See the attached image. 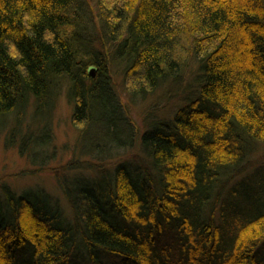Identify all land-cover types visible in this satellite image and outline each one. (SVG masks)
Wrapping results in <instances>:
<instances>
[{"label": "trees", "instance_id": "trees-1", "mask_svg": "<svg viewBox=\"0 0 264 264\" xmlns=\"http://www.w3.org/2000/svg\"><path fill=\"white\" fill-rule=\"evenodd\" d=\"M186 80L173 116L135 134L118 96ZM62 96L102 174L61 181L72 218L48 193L6 190L0 264H264V163L248 173L264 144V0H0V128L30 110L48 121Z\"/></svg>", "mask_w": 264, "mask_h": 264}, {"label": "rangeland", "instance_id": "rangeland-1", "mask_svg": "<svg viewBox=\"0 0 264 264\" xmlns=\"http://www.w3.org/2000/svg\"><path fill=\"white\" fill-rule=\"evenodd\" d=\"M101 37L99 38L101 45H96L100 50L104 44L103 36ZM110 50L111 57L115 52V45ZM190 68L189 66V74L191 71ZM112 72L114 81L124 86L120 69L112 68ZM186 79L191 80L192 76ZM187 80L182 91V88L180 91L177 89L170 91L163 89L157 92L155 96L146 98L131 97L129 99L126 95L124 97H121V95L118 96L120 102L126 108L127 117L135 124L133 125L135 134L143 133L149 127L148 123L157 116L159 118H170L173 116L176 107L179 106V102L181 101L180 96L187 93L185 88L191 85L190 83L187 84ZM72 112V106L66 97L62 96L58 100L53 114L48 121L34 117L30 110L26 114H22L20 130H15V120L8 121L5 125L1 126L0 203L5 202L6 190H10L18 196L25 192L43 191L44 193L50 194L54 201L59 203L67 217L72 218V210L64 196L60 185L61 181H72L77 176H95L99 173L102 174L100 165L98 164L99 162L94 163L92 161H94V157L103 159V157L98 156L99 152L90 150L92 149L89 143L91 129L85 130L81 135L80 129L72 122ZM45 122L49 123L48 131L51 140L41 142L40 136L43 134L42 128ZM43 144L45 146H42ZM255 150L248 173H251L258 164L264 163V144ZM135 155L136 153L133 152L121 156L125 159L128 158L133 164L136 160L133 159ZM139 155L140 157L143 156V154L139 153L136 158ZM140 159L138 161L136 160L137 162L134 163V166L139 165ZM117 160V158L109 159V162H111L110 165L116 164ZM15 236L14 238L20 240L22 243V230ZM163 242L166 241L164 240ZM73 264L93 263L89 257L87 259L83 255L82 258H75Z\"/></svg>", "mask_w": 264, "mask_h": 264}, {"label": "water", "instance_id": "water-1", "mask_svg": "<svg viewBox=\"0 0 264 264\" xmlns=\"http://www.w3.org/2000/svg\"><path fill=\"white\" fill-rule=\"evenodd\" d=\"M95 70H96L95 67H93V66L90 67L89 68V71H88L89 72V75L93 77L95 75Z\"/></svg>", "mask_w": 264, "mask_h": 264}]
</instances>
